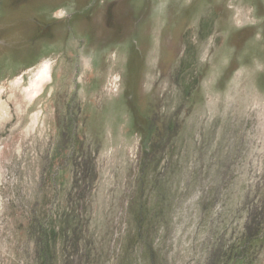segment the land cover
<instances>
[{"label": "rangeland", "instance_id": "1", "mask_svg": "<svg viewBox=\"0 0 264 264\" xmlns=\"http://www.w3.org/2000/svg\"><path fill=\"white\" fill-rule=\"evenodd\" d=\"M0 95V264H264V0H0Z\"/></svg>", "mask_w": 264, "mask_h": 264}, {"label": "bare ground", "instance_id": "2", "mask_svg": "<svg viewBox=\"0 0 264 264\" xmlns=\"http://www.w3.org/2000/svg\"><path fill=\"white\" fill-rule=\"evenodd\" d=\"M46 68H47V66H46V64H45V66L40 70V76L38 77V79L35 81V82H33L34 83V85H33V92L35 93L39 88H41L42 87V85H43V82H44V80H45V75H46ZM32 85V84H31ZM30 85V86H31ZM13 91H15V90H13ZM26 92V91H25ZM27 92H29V94H30V96L32 95V91H31V87H29L28 86V88H27ZM12 94V93H11ZM28 94V95H29ZM37 94V93H36ZM23 95V94H22ZM12 96L14 97V94H12ZM7 97H9V96H7ZM11 97V96H10ZM23 97L25 98L24 100H26V96H24L23 95ZM10 102H11V100H9V101H6V100H2V98H1V95H0V124L1 123H3L4 124V122H6V121H8L9 119H10ZM21 102V101H20ZM18 103H19V101H18ZM24 104V103H23ZM18 106V105H17ZM24 106V105H23ZM24 108V107H23ZM17 109H22V107H20V105H19V107L17 108ZM10 114V115H9ZM10 122V121H9ZM7 123V122H6ZM3 124H1V126L3 125ZM6 125V124H5ZM0 126V127H1ZM17 126V125H16ZM15 129V128H14Z\"/></svg>", "mask_w": 264, "mask_h": 264}]
</instances>
